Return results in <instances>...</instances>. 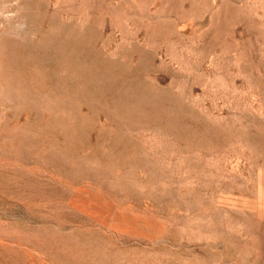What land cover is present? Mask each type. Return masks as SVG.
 <instances>
[{
  "label": "rangeland",
  "instance_id": "obj_1",
  "mask_svg": "<svg viewBox=\"0 0 264 264\" xmlns=\"http://www.w3.org/2000/svg\"><path fill=\"white\" fill-rule=\"evenodd\" d=\"M0 264H264V0H0Z\"/></svg>",
  "mask_w": 264,
  "mask_h": 264
}]
</instances>
